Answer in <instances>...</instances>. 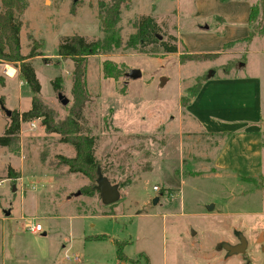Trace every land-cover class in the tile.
<instances>
[{"label": "rangeland", "instance_id": "obj_1", "mask_svg": "<svg viewBox=\"0 0 264 264\" xmlns=\"http://www.w3.org/2000/svg\"><path fill=\"white\" fill-rule=\"evenodd\" d=\"M111 1L27 0L19 40L23 56L37 44L40 56L30 64L41 86L39 99L56 121L72 103V62L58 59L57 45L74 34L104 43L101 54L86 59L88 101L79 122L82 133L95 138L100 176L118 186L119 200L103 205L97 191L88 193V179L57 164V155L73 157L72 148L37 120L35 128L22 124L17 143L0 148V264H264V173H196L188 164H201V153L208 157L216 139L181 133L188 124L182 108L209 77L206 90L224 89L218 81L231 75L241 53L235 56L231 46L223 49L230 58L179 61L181 53L221 47L208 33H195L201 21L193 17L194 0H125L116 24L103 32L100 4ZM199 7V17L219 9L203 2ZM142 17L159 27L157 41L142 52L124 48ZM112 37L120 42L117 49ZM161 42L175 45L177 53H163ZM105 60L121 69L117 80L102 77ZM132 69L140 78L125 77ZM56 76L65 106L51 88ZM0 77L3 107L26 111L28 87L17 78L6 85L1 67ZM7 123L0 111V136ZM32 220L42 233L26 229ZM237 233L246 239V251L229 256L222 246L237 244Z\"/></svg>", "mask_w": 264, "mask_h": 264}, {"label": "crops", "instance_id": "obj_2", "mask_svg": "<svg viewBox=\"0 0 264 264\" xmlns=\"http://www.w3.org/2000/svg\"><path fill=\"white\" fill-rule=\"evenodd\" d=\"M258 1L226 0L222 3L221 0H194L193 17L201 21L194 29L195 33H208L221 45L216 52L204 53H217L230 58L229 52H223L224 46L229 44H233L235 56L241 53L237 63L230 68L231 75L222 76L218 81L224 89L206 90L214 78L209 77L182 108L188 124L187 132L181 133H187L190 139L196 135L216 139L208 157L201 153L197 161L201 164H188L195 168L196 173H199L198 169L241 176L264 173V34L246 40L251 29L250 7ZM202 2L203 5L215 4L219 9L204 15L201 13L199 17L197 14ZM255 45L257 49H253ZM0 67L1 73L6 75V85L9 80L17 78L15 69L12 68L13 74L9 75L5 69L8 66Z\"/></svg>", "mask_w": 264, "mask_h": 264}, {"label": "trees", "instance_id": "obj_3", "mask_svg": "<svg viewBox=\"0 0 264 264\" xmlns=\"http://www.w3.org/2000/svg\"><path fill=\"white\" fill-rule=\"evenodd\" d=\"M124 2L125 0H112L109 4H100V11L104 15L103 32L108 31L116 24L120 7ZM26 7L27 0H0V64H7L15 69L17 79L28 87L31 95L30 107L26 111H10V116L7 117L8 123L4 128L3 135L0 136V148H10L17 143L21 125L37 120L45 133L58 135L60 143L69 145L72 148L73 157L67 158L57 155L55 157L56 162L58 165L66 167L69 173L79 174L88 179L91 184L87 187V190L88 193H92L96 191L94 187L98 179L97 170L99 169L94 157L95 138L82 133L79 118L85 103L88 101L85 83L86 59L101 54L104 43L100 39L87 42L82 36L74 34L63 37L57 45L58 59H69L72 62V103L67 116L60 121H56L54 111L47 108L39 99L41 86L30 64L31 59L40 56L35 50L37 44H33L25 56L20 52L21 16ZM74 13L75 11L72 9L71 14ZM249 24L251 29L247 41L255 35L264 34V3L262 0L250 7ZM158 29L159 27L151 17L140 18L135 24V33L126 40L124 48L139 49L142 52L144 47L157 41L156 32ZM170 39L176 41L175 37H170ZM109 41H114L112 49H117L120 45L119 40L116 38L112 37ZM160 45L165 54L177 53L175 45L170 46L165 42H161ZM232 45H225L224 49ZM218 55L217 53L191 54L185 52L179 55V61L208 60L214 59ZM101 72L104 79L117 80L121 75V69L109 60L102 62ZM0 83L3 84L1 77ZM50 84L55 93H60L62 90L60 76H56ZM3 103V97L0 96L1 113H4ZM9 174L11 175V171ZM117 257L120 260L125 259L120 251L117 252Z\"/></svg>", "mask_w": 264, "mask_h": 264}, {"label": "water", "instance_id": "obj_4", "mask_svg": "<svg viewBox=\"0 0 264 264\" xmlns=\"http://www.w3.org/2000/svg\"><path fill=\"white\" fill-rule=\"evenodd\" d=\"M73 1L76 2L77 0H73ZM140 76H141L140 72L134 69L130 70L128 73L125 74L126 78L132 80L138 79L140 78ZM57 99L63 106L68 104V100L61 93H57ZM3 112L6 115V117L10 116V111L5 109L4 107H3ZM97 173H98V179L96 181V185L94 188L99 195L101 203L103 205L114 204L119 200L120 197L118 186L111 184L107 178L100 176L99 169L97 170ZM157 201L158 198L152 199V204H156ZM210 207L211 206H207V209H209ZM5 215L7 216L8 212H5ZM236 236L238 238L237 244L234 245L223 244L222 246L226 254L229 256L241 255L244 254L246 251V247H247L246 239L240 233H237Z\"/></svg>", "mask_w": 264, "mask_h": 264}, {"label": "built area", "instance_id": "obj_5", "mask_svg": "<svg viewBox=\"0 0 264 264\" xmlns=\"http://www.w3.org/2000/svg\"><path fill=\"white\" fill-rule=\"evenodd\" d=\"M29 126H30V128H35V127H36L34 121L31 122V123L29 124ZM152 190H153V192H155V193L159 192V189H158V187H156V186H153V187H152ZM26 229H29L30 231H32V232H34V233H42V226H41L39 223H34L33 220L30 221V222L26 225ZM66 257H67V256H66ZM76 260H77V259H76Z\"/></svg>", "mask_w": 264, "mask_h": 264}, {"label": "bare ground", "instance_id": "obj_6", "mask_svg": "<svg viewBox=\"0 0 264 264\" xmlns=\"http://www.w3.org/2000/svg\"><path fill=\"white\" fill-rule=\"evenodd\" d=\"M6 69V74L12 75L13 74V69L11 67L5 68Z\"/></svg>", "mask_w": 264, "mask_h": 264}]
</instances>
